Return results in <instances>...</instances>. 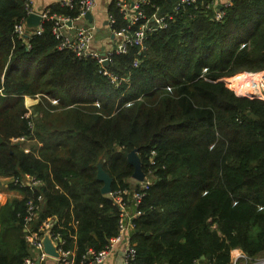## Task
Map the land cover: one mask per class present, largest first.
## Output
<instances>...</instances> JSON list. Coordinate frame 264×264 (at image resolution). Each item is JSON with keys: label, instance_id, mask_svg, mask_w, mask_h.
I'll use <instances>...</instances> for the list:
<instances>
[{"label": "trees", "instance_id": "16d2710c", "mask_svg": "<svg viewBox=\"0 0 264 264\" xmlns=\"http://www.w3.org/2000/svg\"><path fill=\"white\" fill-rule=\"evenodd\" d=\"M117 2L108 12L120 25ZM177 2L144 5L173 19L148 35L144 51L113 54L110 70L130 80L117 88L96 61L60 50L49 20L28 48L14 33L27 17L24 0H0V175L41 181L12 182L24 196L0 206V264L31 257L24 215L40 194L33 229L43 233V221L57 216L52 232L78 261L106 247L121 211L101 191L98 163L113 191L140 189L129 181L133 149L150 184L136 205L131 264H229L233 249L264 256V99L231 88L245 71L264 69V0H232L221 20L207 7L213 0L175 12ZM78 8L58 3L50 12L73 18ZM26 99L37 102L28 108Z\"/></svg>", "mask_w": 264, "mask_h": 264}, {"label": "built area", "instance_id": "2783aa9c", "mask_svg": "<svg viewBox=\"0 0 264 264\" xmlns=\"http://www.w3.org/2000/svg\"><path fill=\"white\" fill-rule=\"evenodd\" d=\"M97 1L98 0H60L59 4L62 7L72 8L75 4L79 7L77 16L71 18L63 14L51 13L50 8H46L42 11L37 10L34 8L31 0H24L27 17L33 12H38L42 16V22L36 28L30 29L28 36H25V30L27 29L26 17L15 25L14 33L19 38L24 37L27 39L26 43L28 48H30V37L43 31L44 21H51L53 23L52 32L59 42L57 47L60 50L66 49L71 51L78 58L96 61L100 68L99 71L107 75L111 83L118 88L123 82L128 83L130 80L129 77H120L118 73L110 70V65L113 64V54L128 53L132 46H138L140 51H144L146 49L148 35L167 28L173 19L174 13H162L159 5H154L153 10L148 11L144 8V5L149 3L150 0H118L117 5L122 14L123 22L118 25L117 18L109 14V12L107 18L111 33L118 42L115 46L98 49L93 45L96 31L95 27L93 25L76 27L74 24L75 20H88L86 15L88 12H93ZM231 1L225 3L223 7L220 8V5H216L215 0H213L207 7L214 8L215 18L221 20L225 14L224 7L229 6ZM186 5H194V8H197V0H179L173 10L178 12L181 9H185ZM242 46H245V43L242 44ZM105 61H107V64H105ZM133 64L136 67L139 66L141 64V58L136 57ZM231 88L234 90L235 94L240 97L264 99V69L244 72L241 77L232 82ZM0 91H2L1 88ZM53 102H57V100L55 99ZM127 104L129 105L131 102ZM27 107L30 108L29 106ZM30 113L31 110H29L27 116H29ZM24 140H27L24 136L14 139V141ZM25 150L28 152L29 148L26 147ZM12 182L15 185L29 186L30 188L41 183L40 180L29 176L24 178L13 177ZM138 183H140V189H118L115 191L112 190V192L108 194L121 211L119 233L111 238L109 244L103 249L96 250L93 247H89L79 261L76 257V250L71 247H65V240H63L60 233L52 232V228L58 219L57 216L48 217L43 221L40 227L43 233L33 229V223L37 220L42 209L43 195L40 194L36 198L31 197L26 202V213L24 215V224L27 231L26 240L29 246L32 250L37 251L41 258L52 257L44 251L42 243V238L45 233L50 231L59 252V256L52 257L56 259L57 264H102L113 252L116 243L125 241L124 263L131 264L137 253L136 244L131 240V232L135 227L133 220L139 214V211L136 210V205L138 206L143 198V189L148 187L150 180L146 179L138 181ZM128 201L133 202L134 211H131V208L129 210ZM25 264H34V260L31 257H26ZM194 264H197V262H194ZM229 264H264V256L252 257L239 249L231 252V261Z\"/></svg>", "mask_w": 264, "mask_h": 264}, {"label": "crops", "instance_id": "0c3cea01", "mask_svg": "<svg viewBox=\"0 0 264 264\" xmlns=\"http://www.w3.org/2000/svg\"><path fill=\"white\" fill-rule=\"evenodd\" d=\"M59 1L60 0H31L34 8L40 11L46 8H51L53 6H56L59 3ZM112 1L113 0H98L92 12L93 13L92 21L88 19L87 23L85 25H82V26L93 25L95 27L96 31L94 35L93 45L98 49L107 48L103 44L102 41L103 36H99L98 34L101 28L103 27L109 28L107 23L108 7ZM120 1H135V0H120ZM229 1L231 0H215V3L216 5H220L219 7L222 8L223 5L225 3H228ZM82 26H76V27H82ZM109 31L111 33L110 28ZM109 39H110L109 41L111 43L110 44L111 47L115 46V44H117L118 42L117 40L114 39L112 33ZM12 181H13V176L0 175V206L13 198H22L24 196L18 189L11 187ZM24 231L27 232L26 227L24 228ZM125 247H126L125 241L116 243L113 252L102 264H125L124 263ZM235 250H239V249H233L232 251L234 252ZM31 258L34 260V264H57L56 259L52 257L41 258L39 253L35 250H32Z\"/></svg>", "mask_w": 264, "mask_h": 264}, {"label": "water", "instance_id": "95a60500", "mask_svg": "<svg viewBox=\"0 0 264 264\" xmlns=\"http://www.w3.org/2000/svg\"><path fill=\"white\" fill-rule=\"evenodd\" d=\"M87 18L92 21L93 13L88 12ZM27 29L25 30V36H28L30 29L36 28L42 22V16L38 12H33L27 17ZM108 23V21H107ZM107 64V61H105ZM128 161L134 167L133 177L139 181L145 180V171L143 169L142 160L139 156L138 150L133 149L128 153ZM97 178L103 181V186L101 191L103 194H109L112 192V183L113 177L103 168L102 163H98V171H97ZM43 248L44 251L52 256L57 257L59 256V252L57 249V244L54 241L53 237L50 234V231H47L42 238ZM204 259V256H202Z\"/></svg>", "mask_w": 264, "mask_h": 264}, {"label": "rangeland", "instance_id": "374dc122", "mask_svg": "<svg viewBox=\"0 0 264 264\" xmlns=\"http://www.w3.org/2000/svg\"><path fill=\"white\" fill-rule=\"evenodd\" d=\"M87 23V20L86 19H80V20H75L74 21V24H75V26H82V25H85ZM99 36H103V38H102V41H103V44H104V46H106V47H109L110 46V36H111V33H110V31H109V28L107 27H103V28H101V30H100V32H99V34H98ZM246 72V71H245ZM244 76V75H243ZM242 93H244V92H242ZM241 94V93H240ZM35 100H36V102H37V99H26L25 100V103H26V105L27 106H29V107H31V105H33L34 104V102H35ZM53 100H55V99H52V102H53ZM35 102V103H36ZM53 103H57V102H53ZM36 141H37V143H38V140L36 139ZM31 143H33V142H29L26 146L29 148V146H30V144ZM129 181H130V183H133V182H135V181H139V180H137V179H135L133 176L129 179Z\"/></svg>", "mask_w": 264, "mask_h": 264}]
</instances>
